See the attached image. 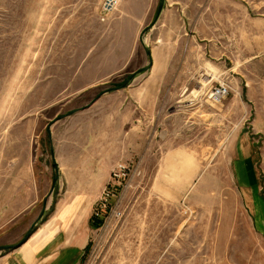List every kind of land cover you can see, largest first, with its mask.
<instances>
[{
  "label": "rangeland",
  "instance_id": "obj_1",
  "mask_svg": "<svg viewBox=\"0 0 264 264\" xmlns=\"http://www.w3.org/2000/svg\"><path fill=\"white\" fill-rule=\"evenodd\" d=\"M102 1L0 0V179L46 173L37 226L82 227L79 264H264V0Z\"/></svg>",
  "mask_w": 264,
  "mask_h": 264
},
{
  "label": "crops",
  "instance_id": "obj_2",
  "mask_svg": "<svg viewBox=\"0 0 264 264\" xmlns=\"http://www.w3.org/2000/svg\"><path fill=\"white\" fill-rule=\"evenodd\" d=\"M131 93L135 97L130 98L137 104L134 110L139 111L143 99L147 101L150 93L142 88ZM125 109L128 112L124 113L122 122L116 121L108 130H121L126 122L131 121L133 109ZM138 113L141 114L140 111ZM242 146L247 150L242 153L239 162L248 163L249 158L253 160V148L248 147L245 140ZM241 172L243 182L246 181L248 186V172L244 167H241ZM236 174L238 178V172ZM12 175L9 179H0V264H79L87 244L82 227H70L65 217L59 219L52 213L37 226L43 220L45 211L51 208L45 193L41 192V180L45 181L46 173L41 172L43 177H40L33 169H27ZM101 179L97 191L107 184L109 174ZM249 193L257 230L264 235V200L254 196L253 192Z\"/></svg>",
  "mask_w": 264,
  "mask_h": 264
},
{
  "label": "built area",
  "instance_id": "obj_3",
  "mask_svg": "<svg viewBox=\"0 0 264 264\" xmlns=\"http://www.w3.org/2000/svg\"><path fill=\"white\" fill-rule=\"evenodd\" d=\"M121 0H103L100 7V15L101 19L104 20L105 17L110 15L112 12L116 10L119 6ZM229 87L225 84H218L212 88H210L208 92V99L214 103H219L223 100L229 93ZM129 177V166H126L123 163L117 164L112 170L110 174L111 184L117 183L121 184L123 181L128 179ZM113 197V193L109 188H106L100 197L99 205L104 206L109 199Z\"/></svg>",
  "mask_w": 264,
  "mask_h": 264
},
{
  "label": "trees",
  "instance_id": "obj_4",
  "mask_svg": "<svg viewBox=\"0 0 264 264\" xmlns=\"http://www.w3.org/2000/svg\"><path fill=\"white\" fill-rule=\"evenodd\" d=\"M91 222L94 227H99L102 223V221L94 216L91 217Z\"/></svg>",
  "mask_w": 264,
  "mask_h": 264
},
{
  "label": "water",
  "instance_id": "obj_5",
  "mask_svg": "<svg viewBox=\"0 0 264 264\" xmlns=\"http://www.w3.org/2000/svg\"><path fill=\"white\" fill-rule=\"evenodd\" d=\"M160 10H161V5H160V7H159V9H158V13L160 12ZM58 119H60V118H57V120H58ZM54 183H55V179L53 180L52 188H53Z\"/></svg>",
  "mask_w": 264,
  "mask_h": 264
}]
</instances>
